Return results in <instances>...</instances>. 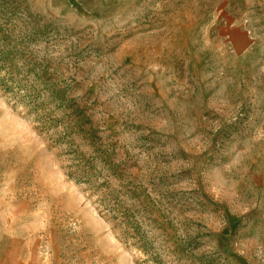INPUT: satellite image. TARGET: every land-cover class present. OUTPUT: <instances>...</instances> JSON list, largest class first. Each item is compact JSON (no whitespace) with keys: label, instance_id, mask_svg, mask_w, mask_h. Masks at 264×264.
<instances>
[{"label":"rangeland","instance_id":"obj_1","mask_svg":"<svg viewBox=\"0 0 264 264\" xmlns=\"http://www.w3.org/2000/svg\"><path fill=\"white\" fill-rule=\"evenodd\" d=\"M0 264H264V0H0Z\"/></svg>","mask_w":264,"mask_h":264}]
</instances>
